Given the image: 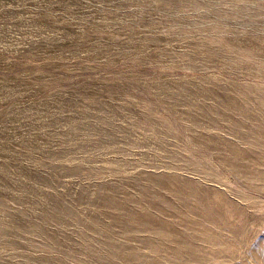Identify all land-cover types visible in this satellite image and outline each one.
<instances>
[{"label":"rangeland","instance_id":"1","mask_svg":"<svg viewBox=\"0 0 264 264\" xmlns=\"http://www.w3.org/2000/svg\"><path fill=\"white\" fill-rule=\"evenodd\" d=\"M0 264H264V0H0Z\"/></svg>","mask_w":264,"mask_h":264}]
</instances>
